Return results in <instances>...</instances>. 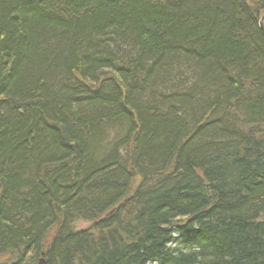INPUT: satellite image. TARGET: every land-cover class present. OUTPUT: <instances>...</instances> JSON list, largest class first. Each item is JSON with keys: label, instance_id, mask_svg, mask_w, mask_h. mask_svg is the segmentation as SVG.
<instances>
[{"label": "trees", "instance_id": "16d2710c", "mask_svg": "<svg viewBox=\"0 0 264 264\" xmlns=\"http://www.w3.org/2000/svg\"><path fill=\"white\" fill-rule=\"evenodd\" d=\"M263 16L0 0V264H264Z\"/></svg>", "mask_w": 264, "mask_h": 264}, {"label": "water", "instance_id": "95a60500", "mask_svg": "<svg viewBox=\"0 0 264 264\" xmlns=\"http://www.w3.org/2000/svg\"><path fill=\"white\" fill-rule=\"evenodd\" d=\"M259 26L261 31L264 33V17H262V19L260 20ZM40 264H44V261L42 260Z\"/></svg>", "mask_w": 264, "mask_h": 264}, {"label": "rangeland", "instance_id": "374dc122", "mask_svg": "<svg viewBox=\"0 0 264 264\" xmlns=\"http://www.w3.org/2000/svg\"><path fill=\"white\" fill-rule=\"evenodd\" d=\"M78 226H79V228H85V227L89 226V224L80 223Z\"/></svg>", "mask_w": 264, "mask_h": 264}, {"label": "bare ground", "instance_id": "6f19581e", "mask_svg": "<svg viewBox=\"0 0 264 264\" xmlns=\"http://www.w3.org/2000/svg\"><path fill=\"white\" fill-rule=\"evenodd\" d=\"M264 17V16H263ZM80 224V223H79ZM86 228V227H85ZM31 256V255H30ZM30 258L29 257H26V263L25 264H30L29 262H27V261H30L29 260ZM41 259L38 261V264H40L41 263ZM36 264V263H35Z\"/></svg>", "mask_w": 264, "mask_h": 264}]
</instances>
